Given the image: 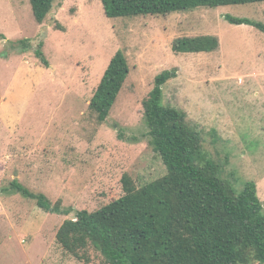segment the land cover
Here are the masks:
<instances>
[{"label":"rangeland","instance_id":"obj_1","mask_svg":"<svg viewBox=\"0 0 264 264\" xmlns=\"http://www.w3.org/2000/svg\"><path fill=\"white\" fill-rule=\"evenodd\" d=\"M228 15L264 25V1L112 19L102 0H55L40 24L30 0H0V264H107L94 246L90 262L78 259L57 232L76 211L121 197L124 174L142 186L167 173L143 107L165 69L177 76L163 103L187 113L238 191L257 182L264 206V29ZM207 34L218 36V50L173 48L179 37ZM40 44L50 66L36 56ZM120 49L131 71L99 124L89 104ZM15 180L71 212L44 211L13 190Z\"/></svg>","mask_w":264,"mask_h":264},{"label":"trees","instance_id":"obj_2","mask_svg":"<svg viewBox=\"0 0 264 264\" xmlns=\"http://www.w3.org/2000/svg\"><path fill=\"white\" fill-rule=\"evenodd\" d=\"M264 0H102L109 18L169 15L197 8L263 2ZM33 14L42 24L55 0H30ZM235 24L261 23L226 16ZM14 46H19L14 41ZM26 48L31 41H19ZM42 44V43H41ZM35 51L50 66L42 45ZM220 47L217 35L183 36L174 41L178 53L213 52ZM14 49V48H12ZM131 71L124 50L111 58L89 104L99 124L106 121ZM177 69L156 75L143 100L150 145L159 153L167 173L139 186L124 174V194L103 207L76 211L57 232L62 247L80 260L90 262L91 246L107 264H264V206L255 180L238 191L223 169L204 148L200 131L187 113L163 103L164 85ZM13 190L36 200L46 212L69 214L61 200L53 203L13 181Z\"/></svg>","mask_w":264,"mask_h":264}]
</instances>
